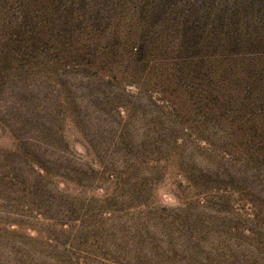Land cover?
Segmentation results:
<instances>
[{"label": "rangeland", "instance_id": "rangeland-1", "mask_svg": "<svg viewBox=\"0 0 264 264\" xmlns=\"http://www.w3.org/2000/svg\"><path fill=\"white\" fill-rule=\"evenodd\" d=\"M0 264H264V0H0Z\"/></svg>", "mask_w": 264, "mask_h": 264}]
</instances>
